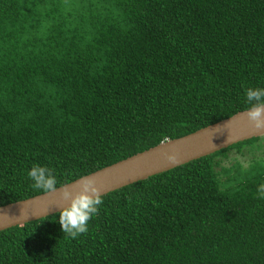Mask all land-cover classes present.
Returning a JSON list of instances; mask_svg holds the SVG:
<instances>
[{
    "label": "trees",
    "instance_id": "16d2710c",
    "mask_svg": "<svg viewBox=\"0 0 264 264\" xmlns=\"http://www.w3.org/2000/svg\"><path fill=\"white\" fill-rule=\"evenodd\" d=\"M257 87L264 0H0V206L44 193L34 164L59 187ZM263 137L103 195L76 238L59 212L2 230L0 264H264Z\"/></svg>",
    "mask_w": 264,
    "mask_h": 264
},
{
    "label": "water",
    "instance_id": "95a60500",
    "mask_svg": "<svg viewBox=\"0 0 264 264\" xmlns=\"http://www.w3.org/2000/svg\"><path fill=\"white\" fill-rule=\"evenodd\" d=\"M248 110L239 111L187 135L162 141L156 146L84 176H90L96 180L97 186L101 190V196H103L153 175L213 154L233 144L263 137L264 130H257L248 120ZM167 154L175 155V161H169ZM81 177L66 183L73 195L79 191ZM61 186L57 187L55 192H44L27 199L1 205L0 231L60 212L70 203L63 199Z\"/></svg>",
    "mask_w": 264,
    "mask_h": 264
},
{
    "label": "clouds",
    "instance_id": "9594fccd",
    "mask_svg": "<svg viewBox=\"0 0 264 264\" xmlns=\"http://www.w3.org/2000/svg\"><path fill=\"white\" fill-rule=\"evenodd\" d=\"M246 100L251 107L247 111V118L257 130H264V88H248L245 90ZM167 159L174 162L175 155L167 154ZM28 178L33 181L32 187L43 190L45 193L57 191V179L52 169L47 166L34 164L27 170ZM62 197L70 203L60 210L59 223L65 235L71 238L86 233L88 223L99 211L103 204L101 190L97 182L90 176H82L79 191L73 195L67 184L61 186ZM257 192L264 199V183H261Z\"/></svg>",
    "mask_w": 264,
    "mask_h": 264
},
{
    "label": "rangeland",
    "instance_id": "374dc122",
    "mask_svg": "<svg viewBox=\"0 0 264 264\" xmlns=\"http://www.w3.org/2000/svg\"><path fill=\"white\" fill-rule=\"evenodd\" d=\"M263 139H264V137H263ZM259 153H261L262 156H264V150H263L262 152H259ZM259 153H257V154H259ZM233 154H234V153H233ZM250 155H251V154H248L247 157H249ZM237 157H238L240 160H241V159H245V157H241V156H237ZM247 157H246V158H247Z\"/></svg>",
    "mask_w": 264,
    "mask_h": 264
}]
</instances>
